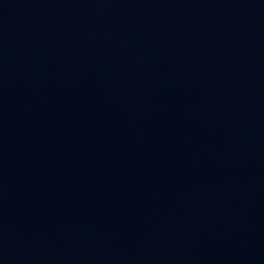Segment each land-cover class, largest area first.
I'll return each instance as SVG.
<instances>
[{"label":"water","instance_id":"1","mask_svg":"<svg viewBox=\"0 0 264 264\" xmlns=\"http://www.w3.org/2000/svg\"><path fill=\"white\" fill-rule=\"evenodd\" d=\"M0 264H264V0H0Z\"/></svg>","mask_w":264,"mask_h":264}]
</instances>
